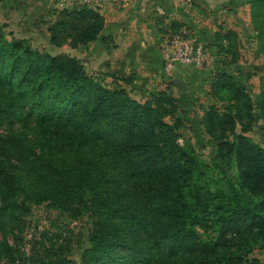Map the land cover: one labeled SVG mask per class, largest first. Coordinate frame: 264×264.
<instances>
[{"label": "trees", "instance_id": "16d2710c", "mask_svg": "<svg viewBox=\"0 0 264 264\" xmlns=\"http://www.w3.org/2000/svg\"><path fill=\"white\" fill-rule=\"evenodd\" d=\"M51 15L49 41L58 48L86 46L105 27L103 16L88 6L56 8ZM5 35L2 26L0 124L23 112L40 139L0 134L1 230L11 229L28 205L47 203L95 220L97 233L90 236L84 264H151L158 257L160 264L180 258L182 264H261L246 257L256 243L264 249V149L245 135L250 126L242 124L245 113L250 118L255 113L247 86L226 73L216 78L219 92L228 88L231 110H210L226 157L220 153L215 161L229 170L234 162L239 175L227 178L231 189L213 194L210 205L200 192L202 162L194 156L188 161L191 155L175 143L184 123L167 125L163 119L172 111L159 110L178 105L170 93L173 81L166 91L150 95L152 104L141 103L125 86L131 78L113 76L116 84L107 87L80 59L35 49L26 39L7 41ZM248 181L253 188H244ZM248 220L241 231L257 225L255 237L227 238ZM213 229L217 238L203 241L200 230ZM2 246L4 257L19 264L11 246Z\"/></svg>", "mask_w": 264, "mask_h": 264}, {"label": "crops", "instance_id": "0c3cea01", "mask_svg": "<svg viewBox=\"0 0 264 264\" xmlns=\"http://www.w3.org/2000/svg\"><path fill=\"white\" fill-rule=\"evenodd\" d=\"M97 2V10L105 20L98 40L77 49L51 45L48 24L54 16L50 14L42 30L46 42L43 49L52 55L68 54L80 59L90 74L110 72L111 76L131 78L132 83L125 86L135 99L145 101L151 93L167 87L160 49L163 37L186 25L205 44L207 62L203 69L177 68L175 78L184 81L186 88L174 86L170 93L179 102L198 103L204 96L207 100L211 83L224 73L255 90L264 86V0ZM25 33L27 36L13 37L29 41L35 38L32 29ZM259 259L264 264V256Z\"/></svg>", "mask_w": 264, "mask_h": 264}, {"label": "rangeland", "instance_id": "374dc122", "mask_svg": "<svg viewBox=\"0 0 264 264\" xmlns=\"http://www.w3.org/2000/svg\"><path fill=\"white\" fill-rule=\"evenodd\" d=\"M16 5L19 8H16ZM56 8V0H0V27L4 26L5 28L6 40L11 41L15 38L13 37L15 34L27 36L25 31L32 29L36 39L33 37L30 41H27L28 44L35 49L46 51L42 47L46 44L45 32L42 30L43 26L47 25L50 20L51 12H54ZM27 33L30 34L31 32ZM32 41L33 43L36 41L35 45ZM93 75L107 87H114L116 84L110 72H96ZM169 82L167 79V87L163 91L169 88ZM215 82L216 79L213 80L209 87L210 97H207V100L206 96H204V100L198 103L179 102L180 100L176 99L178 105L174 108L169 105L159 107L161 113L172 111L170 116L163 119L167 125L174 126L177 120H181L184 123L182 129L176 130L179 137L175 140V143L191 155L187 158L188 161L193 160L192 157L194 156L198 163L202 162V176L199 179L200 192L204 200L210 205L212 204L210 198H212L213 194H216L219 190L229 191L231 189L226 184L227 178L233 180L237 179L239 175L234 162H231L234 168L229 170L226 167H221L215 161V157L219 156L220 153L223 159H226V157L225 150L220 151L218 147L219 140L217 138L220 135V129L217 126L215 116H213V111L210 110L215 108L220 113H223L225 109L231 110L229 107L231 103L227 99L229 96L227 97L228 94H226L228 88H224L225 91L219 92ZM248 89L255 113L253 118L248 117V113H245L242 124L250 126L245 135L264 149V86L260 90H255L249 86ZM152 94L155 93L150 95ZM150 95L146 100L152 104L154 99ZM145 101L140 100L141 103ZM258 101L262 105L261 109L257 108ZM242 124L238 123L236 127L238 134L243 133ZM0 134L26 138L31 142H36L40 139L36 124L33 120L26 119L23 112L3 120L0 124ZM104 134L108 135L107 133ZM246 184L249 187H244L245 189L253 188L251 181L246 182ZM18 199L21 204H24L22 196H19ZM17 215L19 220L12 223L11 229L10 227H5L4 230L0 229V264H14L4 257L6 248L2 246L3 243L10 245L15 251V256L19 258L16 263L19 264H84L86 259L85 251L90 248V236L97 233L95 220L90 214L79 213L72 215L71 213H64L49 207L46 203L40 206L28 205L25 214ZM250 222L248 220L240 230L235 231H240V233L231 232L227 235V238L241 241L249 236L255 237L257 225L252 232L244 233L241 231ZM213 231L214 229L212 233L210 232L211 234H204L200 230L201 239L205 242L210 241L208 235L217 238L218 233ZM144 234L145 231L140 230L138 236L141 237ZM232 243L229 242V245L234 248ZM263 256L264 249L261 248L259 243L251 247L246 255L249 261L259 260V262V257ZM181 261L182 258L179 259L177 264H182ZM160 262L161 259L158 257L151 264H160Z\"/></svg>", "mask_w": 264, "mask_h": 264}, {"label": "built area", "instance_id": "2783aa9c", "mask_svg": "<svg viewBox=\"0 0 264 264\" xmlns=\"http://www.w3.org/2000/svg\"><path fill=\"white\" fill-rule=\"evenodd\" d=\"M57 8L63 9L75 5L98 9L97 0H56ZM164 57V75L172 81L177 68L181 66L203 69L207 62L206 46L194 31L186 25L166 34L160 44Z\"/></svg>", "mask_w": 264, "mask_h": 264}, {"label": "water", "instance_id": "95a60500", "mask_svg": "<svg viewBox=\"0 0 264 264\" xmlns=\"http://www.w3.org/2000/svg\"><path fill=\"white\" fill-rule=\"evenodd\" d=\"M16 8H19V6L17 5ZM173 83L176 86H180L181 90H184L186 88L185 82L180 80V79H178V78L173 79Z\"/></svg>", "mask_w": 264, "mask_h": 264}]
</instances>
